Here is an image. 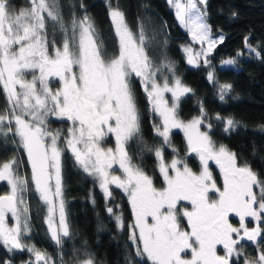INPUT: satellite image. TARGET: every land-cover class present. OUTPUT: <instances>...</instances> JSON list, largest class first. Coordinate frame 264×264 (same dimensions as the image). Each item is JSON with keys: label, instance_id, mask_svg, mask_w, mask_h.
Masks as SVG:
<instances>
[{"label": "snow or ice", "instance_id": "6c2138e0", "mask_svg": "<svg viewBox=\"0 0 264 264\" xmlns=\"http://www.w3.org/2000/svg\"><path fill=\"white\" fill-rule=\"evenodd\" d=\"M170 2L192 41L201 44L199 51H194L190 44L182 46L188 64L198 66L203 57V65L211 68L209 55L225 37L223 33L218 39L212 37V28L206 22L208 0ZM28 4L27 8L17 9L12 0H0V86L8 102V107L0 112V135L19 137L27 152L31 182L47 205L51 239L60 245L62 237L70 236V226L62 185L65 149L59 144L62 133L48 130L50 115L71 121L67 135L63 136L66 149L84 172L99 180L105 197H111L112 185L127 194L134 216L129 239L135 246L136 257L146 258L150 264H237L241 258L243 264H264V174H258L247 163H239L237 154L225 145L217 147L209 135L213 126L206 123L209 116L203 104L200 114L191 120L178 118L181 97L192 90L175 77L172 62L160 66L153 63L148 54L152 41L144 27L141 25L134 32L119 5L110 7L116 38V49L110 55L87 14L80 18L73 15L65 22L57 0H28ZM49 25L53 34L58 29L62 41L49 38ZM245 47L249 54L264 58V48H254L248 37ZM241 55L243 52L238 51L237 56ZM236 64L235 58L221 61L222 66ZM37 70L39 76L25 78L28 71ZM165 70L174 77L171 83L167 77L158 79ZM132 77L140 79L153 111L161 118L160 125H153L155 134L162 138L164 146L171 147V131L182 129L188 151L199 157V173L182 159L166 162L163 147L157 148V167L165 184L158 189L153 178L132 163L126 145L141 134ZM49 78H56L60 87H50ZM207 79L218 83L215 70L207 73ZM231 90L230 83L220 84V100ZM165 93H171V104ZM215 119L224 124L226 133L238 126L232 118L218 113ZM202 125L209 131H201ZM109 134L115 137V148L102 146ZM209 161L219 167L220 186L209 169ZM114 165L122 170L121 175L112 174ZM17 169L15 157L0 162V181H6L10 188L0 194V242L9 251L27 249L35 257L34 264H56L35 245L21 242L22 236L30 232L29 209L24 200L29 181ZM181 201H190L191 210L180 211L177 206ZM106 211L123 228L122 215H117L112 207ZM9 214L15 221L13 225L8 223ZM232 214L239 218L238 226L231 223ZM181 217L187 220L186 228L181 227ZM248 218L255 221L253 227L246 223ZM244 241L256 245L255 258L244 253ZM218 245L223 254L218 252ZM188 251L190 258L185 255ZM74 259L77 264H96L90 255Z\"/></svg>", "mask_w": 264, "mask_h": 264}, {"label": "trees", "instance_id": "16d2710c", "mask_svg": "<svg viewBox=\"0 0 264 264\" xmlns=\"http://www.w3.org/2000/svg\"><path fill=\"white\" fill-rule=\"evenodd\" d=\"M57 3L65 22L70 21L73 15L77 18L85 14L91 17L99 39L110 55L116 49V38L108 12L110 7L118 4L134 32H138L141 25L144 27L146 36L152 41L148 54L153 63L160 66L172 62L175 77L192 90L181 97L178 118L186 122L198 116L203 104L209 116L206 123H211L213 127L209 131L202 125L201 130L209 131L217 146L225 145L235 152L239 163H247L258 174H264V58L245 52V37L254 48H264V0H208L206 22L212 28V35L223 33L225 37L223 43H218L209 55L211 68L203 64L191 66L185 60L182 46L188 43L189 38L166 0H57ZM12 4L17 9L29 6L28 0H12ZM49 38H55L59 43L63 36L58 29L53 34L49 25ZM238 51H242L243 55L237 56ZM229 58H235L237 64L223 67L221 61ZM213 70L217 84L207 79V73ZM164 77L170 83L174 79L166 70L158 79ZM224 83H230L232 90L221 101L219 85ZM131 84L141 118L140 136L126 145L132 163L153 178L156 188L162 186L155 158L157 148L163 147L166 162L179 158L197 172V160L194 153L188 151L180 132L170 133L171 147L163 145L162 138L155 134L153 127L159 124L158 118L140 79L132 77ZM6 107L5 94L0 86V112ZM217 113L232 118L237 122V128L224 132V124L215 119ZM62 125V121L51 120L50 123L51 127ZM60 147L64 148L62 144ZM172 148L177 151L173 152ZM13 157L18 160L19 175L29 181L25 196L30 232L22 236L23 244L35 245L36 249L52 257L56 264H77L74 257L84 259L86 255H90L96 264H150L146 258L134 255L135 246L129 239L132 215L125 195L119 189L111 188L112 195L106 198L97 184L77 167L66 149L62 155V185L70 236L62 237L60 245L54 243L43 221V204L32 190L26 155L15 137L0 135V162ZM209 169L219 182L215 167L209 165ZM5 191V184L0 185V194ZM108 207H112L117 215H122L123 228L118 227L115 217L106 211ZM29 257L27 249L10 255L0 242V264L6 261L19 264ZM237 264H241V259Z\"/></svg>", "mask_w": 264, "mask_h": 264}, {"label": "rangeland", "instance_id": "374dc122", "mask_svg": "<svg viewBox=\"0 0 264 264\" xmlns=\"http://www.w3.org/2000/svg\"><path fill=\"white\" fill-rule=\"evenodd\" d=\"M166 3H167V5H168V7L171 9V11L173 12V14H174V16H175V18H176V20H177V22H178V24L180 25V27L186 32V34H187V36H188V38H189V41H188V43H186L185 45H191L192 46V48L194 49V51H199L200 50V48H201V44L199 43V42H193L192 41V37H191V34H190V32L183 26V25H181L180 24V22H179V20L177 19V17H176V9H175V6H174V3H171L170 2V0H166ZM109 12H110V10H109ZM109 12H108V14H109ZM110 17V16H109ZM111 21V20H110ZM113 27V26H112ZM113 31H114V27H113ZM212 37L214 38V39H218V36H216V35H212ZM184 46V45H183ZM203 47H207V44H204L203 45ZM182 52H183V54H184V58H185V60L187 61V63H188V57H187V54L183 51V47H182ZM245 52H249L248 51V49L245 47ZM211 54V53H210ZM201 59V63L199 64V65H202L203 63H202V60H203V57H201L200 58ZM190 65V64H189ZM191 66H197V65H191ZM223 67H228V66H223ZM33 74H35L36 76H39V72H38V70L37 71H35V72H33V71H28L27 73H26V75H25V78L26 79H28V80H31L32 79V75ZM134 78H136V77H134ZM49 86L50 87H52L53 89H56V88H59L60 87V84L58 83V81H57V79L56 78H49ZM2 87V86H1ZM38 87H39V85H38ZM5 94V93H4ZM5 98H6V94H5ZM165 98L169 101V103L171 104V102H172V98H171V93H165ZM6 104H7V107H8V102H7V98H6ZM155 113V112H154ZM156 114V116H157V118H158V125H160L161 124V118L159 117V115L157 114V113H155ZM51 120H56V121H62L63 122V125L62 126H53V127H51L50 126V123H51ZM191 120V119H190ZM187 122V121H186ZM47 127H48V130H50V131H53V132H55V131H57V130H59L61 133H62V139L60 140V142H59V144H62V146L66 149V145H65V143H64V140H63V136H66L67 135V129L69 128V127H71V121H68L66 118H59V117H55V116H49L48 118H47ZM172 131H178V132H180L181 134H182V136H183V139H184V142H185V144H186V147H187V149H188V146H187V140H186V137H185V135H184V132H183V130L182 129H173ZM171 131V132H172ZM202 131V130H201ZM16 139H17V141H18V146L23 150V152L25 153V155H26V158H27V161H28V157H27V152L23 149V146L20 144V142H19V137H15ZM107 140H109V141H107ZM102 146L103 147H105V148H109V147H111V148H115V137H114V135H111V134H109V136H107V137H105L104 138V141H103V143H102ZM218 147V146H217ZM67 150V149H66ZM70 154H71V156H72V158H73V160H74V157H73V155H72V153L70 152V150H67ZM194 157H195V159L197 160V163H198V166H199V169H198V171H197V173H199V171L201 170V164H200V161H199V157H198V155L196 154V153H194ZM155 158H156V156H155ZM74 162H75V160H74ZM156 162H157V158H156ZM171 162V161H170ZM169 162V163H170ZM75 164H76V162H75ZM213 165L214 167H215V169H217V171H218V174H220V171H219V167L215 164V162L214 161H209V165ZM77 165V167L81 170V171H83L84 172V170L78 165V164H76ZM28 166H29V169H30V174H31V164H30V162L28 161ZM157 169H158V167H157ZM89 178H91V180L94 182V183H96L97 184V186L99 187V180L97 179V178H95V177H93V176H91V175H89L88 173H86V172H84ZM158 173H159V170H158ZM112 174L113 175H121L122 174V170L121 169H119V166L118 165H114L113 166V170H112ZM159 175H160V177H161V181H162V186L160 187V188H162V187H164L165 186V184H164V181H163V177H162V175L159 173ZM220 183H219V185L218 186H220V185H222V177H221V175H220ZM30 181H31V178H30ZM2 184H5V186H6V191H5V193H7L8 191H10V188H9V186L7 185V182L6 181H0V185H2ZM31 186H32V190L36 193V197L38 198V200L43 204V208H44V216H43V221H44V224H45V227H46V230H47V233L49 234V236H50V238H51V234H50V232H49V229H48V224H47V222H46V216H47V205L40 199V197H39V193L38 192H36V190H35V187H34V184H32V182H31ZM111 188H114V189H119V188H117L116 186H114V185H112V186H110V189ZM99 189H100V191H102L103 192V190L99 187ZM159 189V188H158ZM124 195H125V197H126V199H127V201H128V205H129V208H130V211H131V215H132V223H133V221H134V216H133V214H132V209H131V205H130V203H129V200H128V197H127V194L126 193H124L123 192V190L122 189H119ZM5 193H3V194H5ZM213 198H215L214 196H213ZM24 200H25V202H26V196L24 195ZM27 203V202H26ZM178 207V209L180 210V211H182L184 208H187V209H189V210H191V203H190V201H181L180 202V204L177 206ZM22 219H23V217H22ZM56 220H57V222H58V213H57V216H56ZM8 223L10 224V225H13L14 223H15V221H14V219L11 217V215L9 214V219H8ZM246 223L248 224V226L249 227H253L254 225H255V221H253L252 220V218H248L247 219V221H246ZM180 224H181V227H184V228H186L187 227V220H186V218H183V217H181L180 218ZM238 224H239V222H237V224L236 225H234V226H238ZM52 240V239H51ZM53 241V240H52ZM54 242V241H53ZM55 243V242H54ZM1 244H2V242H1ZM3 245V244H2ZM4 246V245H3ZM4 248L8 251V253L10 254V255H12V254H14V253H16V252H21V251H23V250H20V249H12L11 251H9L8 250V248H6L5 246H4ZM217 249H218V252L220 253V254H223V250H222V246H217ZM243 251H244V253L246 254V256L248 257V258H255V256H256V245L255 244H253L252 242H248V241H244L243 242ZM186 258H190V256H191V253H190V251H188V252H186ZM29 258H28V260L26 261V262H20L19 264H28V262H32V264H34V262H35V257H34V255L32 254V253H30L29 252ZM235 259V258H234ZM241 264H243V259L241 258Z\"/></svg>", "mask_w": 264, "mask_h": 264}, {"label": "flooded vegetation", "instance_id": "af4514ba", "mask_svg": "<svg viewBox=\"0 0 264 264\" xmlns=\"http://www.w3.org/2000/svg\"><path fill=\"white\" fill-rule=\"evenodd\" d=\"M211 165H212V164H211ZM216 172H217L216 177L218 176V180H219V179H220V174H218L217 169H216ZM218 183H220V180H219V182L217 181V184H218ZM218 185H219V184H218ZM230 221H231V223H232L233 225H236L237 222H239V219H233V218L230 217Z\"/></svg>", "mask_w": 264, "mask_h": 264}, {"label": "water", "instance_id": "95a60500", "mask_svg": "<svg viewBox=\"0 0 264 264\" xmlns=\"http://www.w3.org/2000/svg\"><path fill=\"white\" fill-rule=\"evenodd\" d=\"M230 217L233 218V219H239V218L236 217L234 214H232Z\"/></svg>", "mask_w": 264, "mask_h": 264}]
</instances>
